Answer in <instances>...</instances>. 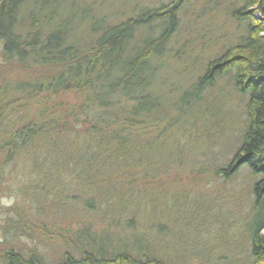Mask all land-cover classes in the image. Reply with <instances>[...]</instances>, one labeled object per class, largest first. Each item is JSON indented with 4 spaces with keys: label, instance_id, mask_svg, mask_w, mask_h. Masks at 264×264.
I'll return each instance as SVG.
<instances>
[{
    "label": "rangeland",
    "instance_id": "1",
    "mask_svg": "<svg viewBox=\"0 0 264 264\" xmlns=\"http://www.w3.org/2000/svg\"><path fill=\"white\" fill-rule=\"evenodd\" d=\"M60 1L116 24L169 0ZM241 6L239 0H190L184 6L168 52L155 65L152 91L162 109L152 117L154 127L146 133L135 130L132 142L119 152L108 143L110 151H99L95 162L104 164L102 171L82 166L93 163L85 156L84 135L52 149L38 146L34 157L11 168L0 191L1 248L34 252L52 262L66 248L59 234L91 229L98 236L120 235L141 253L168 264L251 263L246 225L260 178L246 166L229 177L221 172L242 143L248 96L236 90L232 73L198 88L207 66L245 36L244 24L232 17ZM86 27L80 38L90 41ZM126 150L128 155H122ZM63 152L69 154L66 162ZM74 154L83 159L72 160ZM125 163L131 173L120 175L116 166ZM107 176L110 193H92L97 178ZM41 206L46 225L29 215L38 223L30 235L8 228L17 224L14 212L22 215L24 209L35 212ZM44 226L52 235L42 240Z\"/></svg>",
    "mask_w": 264,
    "mask_h": 264
},
{
    "label": "trees",
    "instance_id": "2",
    "mask_svg": "<svg viewBox=\"0 0 264 264\" xmlns=\"http://www.w3.org/2000/svg\"><path fill=\"white\" fill-rule=\"evenodd\" d=\"M189 1L145 7L115 24L60 0H0V191L12 175L11 168L21 159L34 157L38 146L52 149L84 135L85 156L93 163H80L100 172L104 164L95 165L97 154L109 152L108 143L119 152L132 142L135 130L146 133L154 127L152 117L162 109L152 91L155 65L168 52ZM239 1L242 6L232 11V17L244 24L245 36L207 66L198 88L232 73L236 90L248 96L243 141L221 172L229 177L246 166L260 178L253 188L246 230L250 264H264V0ZM86 24L90 41L80 38ZM145 30L147 34L138 41ZM68 155L64 153V162ZM75 159L83 157L74 154ZM116 167L120 175L131 173L127 163ZM108 177H98L92 193L108 195ZM42 210L41 206L35 212L24 209L22 215L14 212L17 224L8 228L30 235L38 224L30 216L46 225ZM40 229L42 240L52 235L45 226ZM80 233L58 235L66 248L55 261L0 247V264H168L141 253L120 235L98 236L91 229Z\"/></svg>",
    "mask_w": 264,
    "mask_h": 264
},
{
    "label": "bare ground",
    "instance_id": "3",
    "mask_svg": "<svg viewBox=\"0 0 264 264\" xmlns=\"http://www.w3.org/2000/svg\"><path fill=\"white\" fill-rule=\"evenodd\" d=\"M244 137V136H243ZM243 141V140H242ZM102 164V163H101ZM101 164H99V163H96L95 165H98V166H101Z\"/></svg>",
    "mask_w": 264,
    "mask_h": 264
}]
</instances>
